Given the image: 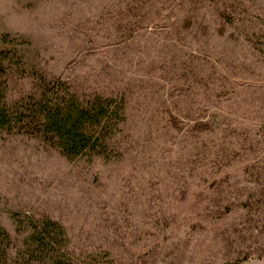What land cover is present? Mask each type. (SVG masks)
Returning <instances> with one entry per match:
<instances>
[{
    "label": "rangeland",
    "instance_id": "374dc122",
    "mask_svg": "<svg viewBox=\"0 0 264 264\" xmlns=\"http://www.w3.org/2000/svg\"><path fill=\"white\" fill-rule=\"evenodd\" d=\"M65 2L54 36L0 29L7 103L40 74L123 97L126 120L110 159L0 133L12 251L20 222L48 217L76 264H264V0H230L226 19L205 0Z\"/></svg>",
    "mask_w": 264,
    "mask_h": 264
},
{
    "label": "trees",
    "instance_id": "16d2710c",
    "mask_svg": "<svg viewBox=\"0 0 264 264\" xmlns=\"http://www.w3.org/2000/svg\"><path fill=\"white\" fill-rule=\"evenodd\" d=\"M205 1L220 4L217 13L225 19L236 11L230 0ZM6 56L0 50V133L33 135L69 161L111 158L109 141L126 120L123 97L94 94L81 99L64 81L36 74L32 91L7 103L6 80L2 78ZM260 187L264 198V180ZM27 221L19 223L25 236L23 249L17 252L12 251V238L0 225V264H76L67 252V237L60 223L48 217Z\"/></svg>",
    "mask_w": 264,
    "mask_h": 264
},
{
    "label": "clouds",
    "instance_id": "9594fccd",
    "mask_svg": "<svg viewBox=\"0 0 264 264\" xmlns=\"http://www.w3.org/2000/svg\"><path fill=\"white\" fill-rule=\"evenodd\" d=\"M83 0H79L77 12H84ZM71 11L65 0H0V29L18 35L31 36L40 22L42 34L54 36L52 24Z\"/></svg>",
    "mask_w": 264,
    "mask_h": 264
}]
</instances>
